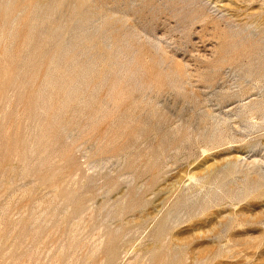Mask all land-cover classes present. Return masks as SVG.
I'll return each mask as SVG.
<instances>
[{"label": "rangeland", "instance_id": "obj_1", "mask_svg": "<svg viewBox=\"0 0 264 264\" xmlns=\"http://www.w3.org/2000/svg\"><path fill=\"white\" fill-rule=\"evenodd\" d=\"M38 2L0 0V264H264V0Z\"/></svg>", "mask_w": 264, "mask_h": 264}, {"label": "water", "instance_id": "obj_2", "mask_svg": "<svg viewBox=\"0 0 264 264\" xmlns=\"http://www.w3.org/2000/svg\"><path fill=\"white\" fill-rule=\"evenodd\" d=\"M53 0H39L38 7L39 10H42L43 7L47 6L49 3H51ZM59 18V17H57ZM75 24L77 23V20H74ZM77 28V26H75Z\"/></svg>", "mask_w": 264, "mask_h": 264}, {"label": "bare ground", "instance_id": "obj_3", "mask_svg": "<svg viewBox=\"0 0 264 264\" xmlns=\"http://www.w3.org/2000/svg\"><path fill=\"white\" fill-rule=\"evenodd\" d=\"M191 178V177H190ZM192 180V179H191ZM194 180V179H193Z\"/></svg>", "mask_w": 264, "mask_h": 264}]
</instances>
